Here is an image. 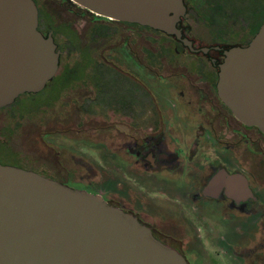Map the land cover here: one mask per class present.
Here are the masks:
<instances>
[{
    "label": "flooded vegetation",
    "instance_id": "obj_1",
    "mask_svg": "<svg viewBox=\"0 0 264 264\" xmlns=\"http://www.w3.org/2000/svg\"><path fill=\"white\" fill-rule=\"evenodd\" d=\"M52 1L33 0L57 71L0 111L17 105L15 117L42 129L47 158L62 169L16 167L101 196L187 264H264V133L240 122L218 91L225 53L249 45L264 0H182L179 38L70 0L55 1L78 11L74 22H56ZM66 155L72 170L59 161ZM84 166L91 179L78 174ZM95 180L102 189L81 184Z\"/></svg>",
    "mask_w": 264,
    "mask_h": 264
},
{
    "label": "water",
    "instance_id": "obj_2",
    "mask_svg": "<svg viewBox=\"0 0 264 264\" xmlns=\"http://www.w3.org/2000/svg\"><path fill=\"white\" fill-rule=\"evenodd\" d=\"M70 1L99 17L180 37L182 0ZM37 25L33 0H0V108L41 91L57 71L55 44ZM218 91L240 122L264 133V20L248 46L225 53ZM0 264L187 263L101 196L0 163Z\"/></svg>",
    "mask_w": 264,
    "mask_h": 264
},
{
    "label": "rangeland",
    "instance_id": "obj_3",
    "mask_svg": "<svg viewBox=\"0 0 264 264\" xmlns=\"http://www.w3.org/2000/svg\"><path fill=\"white\" fill-rule=\"evenodd\" d=\"M55 3V4H54ZM70 3V2H69ZM68 4V2H67ZM60 5L59 2L53 0L50 2L51 11L55 15L56 22L58 21H69L73 23L74 14L78 13L76 9H74L70 5ZM68 10H72L69 12ZM24 103V104H23ZM18 105L22 107V110L25 108V102L23 100L18 101ZM17 108V105H13L5 110L0 111V128L2 129H10L16 131L17 134L9 137L5 134L1 135L0 140L7 144L8 150L4 153V155L0 159V163L11 166H19V163L27 164L29 166L38 167L39 170L43 172H47L48 174L56 175L59 170L62 168L59 166L58 159L57 161H53V159L47 158V154L45 153L44 147L42 146L39 130L41 128H37L36 126L29 123V121H25L23 118L15 117L14 109ZM22 114L24 112L22 111ZM49 127L54 129V126L49 124ZM56 129V128H55ZM98 135H96V140ZM102 141V138H101ZM9 152V153H8ZM12 153V154H10ZM59 161H62V165L66 167L68 170H72L74 167V159L68 157H60ZM21 167V166H20ZM84 171H79L78 174L84 175L85 177L92 178L90 173H87L88 169L84 166ZM79 170V169H78ZM83 172V173H82ZM81 184H89L97 189H102L104 185L103 181L95 180V181H84ZM75 188L74 186H70Z\"/></svg>",
    "mask_w": 264,
    "mask_h": 264
},
{
    "label": "trees",
    "instance_id": "obj_4",
    "mask_svg": "<svg viewBox=\"0 0 264 264\" xmlns=\"http://www.w3.org/2000/svg\"><path fill=\"white\" fill-rule=\"evenodd\" d=\"M263 16H264V13H263ZM6 151H9V150L7 149V146H6L5 144H3V142H2V143L0 142V159H1V157L4 155V153H5ZM8 153H9V152H8Z\"/></svg>",
    "mask_w": 264,
    "mask_h": 264
}]
</instances>
